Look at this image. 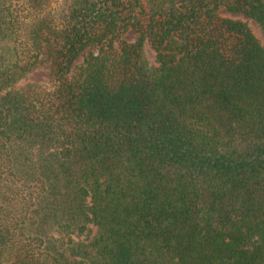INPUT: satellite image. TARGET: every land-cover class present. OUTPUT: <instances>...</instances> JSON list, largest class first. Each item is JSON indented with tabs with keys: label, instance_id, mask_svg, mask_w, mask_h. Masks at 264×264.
Instances as JSON below:
<instances>
[{
	"label": "trees",
	"instance_id": "16d2710c",
	"mask_svg": "<svg viewBox=\"0 0 264 264\" xmlns=\"http://www.w3.org/2000/svg\"><path fill=\"white\" fill-rule=\"evenodd\" d=\"M223 9L264 38L263 0H0V264H264V41Z\"/></svg>",
	"mask_w": 264,
	"mask_h": 264
},
{
	"label": "rangeland",
	"instance_id": "374dc122",
	"mask_svg": "<svg viewBox=\"0 0 264 264\" xmlns=\"http://www.w3.org/2000/svg\"><path fill=\"white\" fill-rule=\"evenodd\" d=\"M264 1V0H263ZM220 17L225 18V19H231L234 21H241L246 23L251 31L260 39L261 41H264V38L262 36V32L257 25V23L251 19H248L247 17L241 15V14H231L228 13L226 10H221L220 11ZM139 38V35L132 30H130L128 33H126L123 36V39L130 42V43H135L137 42ZM90 53H98L97 49H92V50H86L75 62V65L81 66L84 64L86 58L89 56ZM144 55L150 62H154L155 59V53L152 51L150 48L148 42L144 46ZM51 80V69H50V63L48 61H44L42 65L40 66L39 69L35 70L31 74H29L25 79H23L20 82V86L27 84V83H39V84H48Z\"/></svg>",
	"mask_w": 264,
	"mask_h": 264
}]
</instances>
